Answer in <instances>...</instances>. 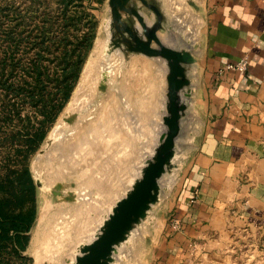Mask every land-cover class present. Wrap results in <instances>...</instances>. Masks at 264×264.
Listing matches in <instances>:
<instances>
[{"label":"rangeland","instance_id":"374dc122","mask_svg":"<svg viewBox=\"0 0 264 264\" xmlns=\"http://www.w3.org/2000/svg\"><path fill=\"white\" fill-rule=\"evenodd\" d=\"M157 1L163 11L179 18L167 17L169 35L181 40L196 39L202 20L192 5L186 0ZM56 4L57 0H0V23L11 9L25 18L30 7L53 9ZM84 4L96 20L94 46L69 102L47 130L45 138L52 136L54 140L43 153H38L46 145L44 138L29 159L33 177H39L44 187H37L36 217L23 252L31 257L29 264H70L79 245L95 237L111 206L140 174L160 135L150 133L153 123L143 100L149 95L148 74L155 81L158 77L162 80V72L150 68L162 58L129 52L125 46L113 47L107 58L110 71L106 90L99 92V66L106 67L107 63L104 59L98 62V58L101 53L104 55L102 50L112 38L110 9L107 0H84ZM74 110L78 113L75 120L64 121L65 113ZM187 133V129H181L176 137L174 165L159 179L158 201L116 247L110 264H152L160 258V233L170 222L168 214L179 167L190 146L184 142ZM57 182L62 183L59 195L52 192ZM68 191L73 192L72 199H64ZM255 226L246 225L230 236L229 249L225 251L230 256L228 264H264V221Z\"/></svg>","mask_w":264,"mask_h":264},{"label":"crops","instance_id":"0c3cea01","mask_svg":"<svg viewBox=\"0 0 264 264\" xmlns=\"http://www.w3.org/2000/svg\"><path fill=\"white\" fill-rule=\"evenodd\" d=\"M194 1L202 20L196 39L169 35L167 17L179 18L161 9L162 42L187 49L195 61L186 64L184 90L190 93L183 95L178 131L190 132L184 138L190 146L179 167L170 222L160 233V258L152 264H228L230 236L264 221V0ZM243 56L245 70L224 67ZM150 68L162 72V80L148 74L143 101L150 133H161L165 59Z\"/></svg>","mask_w":264,"mask_h":264},{"label":"trees","instance_id":"16d2710c","mask_svg":"<svg viewBox=\"0 0 264 264\" xmlns=\"http://www.w3.org/2000/svg\"><path fill=\"white\" fill-rule=\"evenodd\" d=\"M27 11L0 23V264L31 260L23 252L38 188L29 159L69 102L96 33L84 0Z\"/></svg>","mask_w":264,"mask_h":264},{"label":"water","instance_id":"95a60500","mask_svg":"<svg viewBox=\"0 0 264 264\" xmlns=\"http://www.w3.org/2000/svg\"><path fill=\"white\" fill-rule=\"evenodd\" d=\"M129 1L107 0L111 17L109 27L112 31L114 24L116 27H118V24H123V30H120L122 37H117V39L127 44L126 51L165 59L167 66L165 73L166 101L164 105L165 113L162 115L165 129L158 136L157 144L154 146L150 157L144 160L140 168V174L133 179L125 194L111 206L110 212L103 219L95 237L79 245V250L70 264H110L116 247L126 240L134 225L140 222L150 206L158 201L159 179L165 171L174 165L172 159L175 154V138L180 127V117L186 107L183 95L187 96L190 93L184 90L189 83V78L185 73L186 64L195 61V57L187 49L174 48L162 42L158 34V30L162 27V12L158 7L147 0H140L141 4L150 7L157 15V20L149 24L136 7L128 6ZM186 2L197 8L194 0H186ZM123 12L134 14L137 24L129 26L123 23L121 19ZM94 41L91 49L94 46ZM118 45L119 43H115V40L108 41L106 47L102 50L104 55L101 53L98 62L104 59L108 63L109 53H111L113 47ZM99 69L101 71L97 90L102 92L106 90L110 69L101 67V65ZM77 114L76 111L66 112L63 120L71 123L75 120ZM53 140L52 136L46 137V145L44 148L39 149L38 153H43ZM34 182L37 187L44 188L39 177H34ZM61 186L62 183L57 182L55 184L56 189H53L52 192L55 195L61 194ZM63 197L64 199H72L73 192L68 191Z\"/></svg>","mask_w":264,"mask_h":264},{"label":"flooded vegetation","instance_id":"af4514ba","mask_svg":"<svg viewBox=\"0 0 264 264\" xmlns=\"http://www.w3.org/2000/svg\"><path fill=\"white\" fill-rule=\"evenodd\" d=\"M147 1L149 3L155 5L156 7H158V9L162 12L161 7H160L157 0H147ZM128 6L136 7L140 11V13L143 15L144 19L149 24H152L157 20V15H156L155 11L152 10L148 6L141 4L140 0H130L128 3ZM149 17H151L150 20H149ZM121 19H122L123 23H125L129 26L137 24V20H136L135 15L130 14L128 12H123ZM163 20H164V17L162 16L161 23L163 22ZM122 27H123V24H118V27H116V25L114 24L113 29L111 31L112 32V38L111 39L115 40V43H119V45L117 47L125 46L124 48H126L127 44L124 41L117 39V37H119V38L122 37V34L120 32V30H123ZM124 33L126 34L125 31H124Z\"/></svg>","mask_w":264,"mask_h":264},{"label":"built area","instance_id":"2783aa9c","mask_svg":"<svg viewBox=\"0 0 264 264\" xmlns=\"http://www.w3.org/2000/svg\"><path fill=\"white\" fill-rule=\"evenodd\" d=\"M247 65H248V59L246 56H243L236 61H231L226 63L224 67L228 69L245 70L247 68Z\"/></svg>","mask_w":264,"mask_h":264},{"label":"bare ground","instance_id":"6f19581e","mask_svg":"<svg viewBox=\"0 0 264 264\" xmlns=\"http://www.w3.org/2000/svg\"><path fill=\"white\" fill-rule=\"evenodd\" d=\"M160 38L162 39V40H164V41H166V36L165 35H163V37L160 35ZM170 43V42H169ZM100 54V53H99ZM98 55V54H97ZM100 56V55H99ZM110 61V60H109ZM108 61V65L106 66L107 68H108V70L110 69V62ZM95 64V63H94ZM78 93V92H77ZM81 94V93H80ZM77 97V96H76ZM82 100H84V99H82ZM73 101V100H72ZM77 101V100H76ZM84 101H86V99L84 100ZM84 101H82V102H84ZM75 102V101H74ZM76 103V102H75ZM79 103V102H78ZM82 104H85V102L84 103H82ZM76 105V104H75ZM146 106V105H145ZM70 107V106H69ZM72 107H73V104H72ZM76 108V107H75ZM72 109V108H71ZM75 111V110H74ZM71 149V148H70ZM39 213H40V211H39ZM39 213H38V215H37V218L36 219H38V217H39ZM78 250H79V248H78ZM72 261H70L69 263H71Z\"/></svg>","mask_w":264,"mask_h":264}]
</instances>
